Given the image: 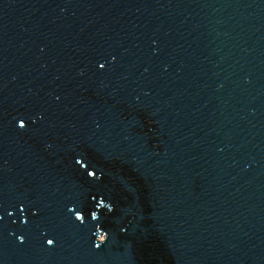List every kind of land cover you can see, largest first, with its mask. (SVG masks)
I'll use <instances>...</instances> for the list:
<instances>
[{"label": "water", "instance_id": "obj_1", "mask_svg": "<svg viewBox=\"0 0 264 264\" xmlns=\"http://www.w3.org/2000/svg\"><path fill=\"white\" fill-rule=\"evenodd\" d=\"M0 217V264H264V0H0Z\"/></svg>", "mask_w": 264, "mask_h": 264}, {"label": "snow or ice", "instance_id": "obj_2", "mask_svg": "<svg viewBox=\"0 0 264 264\" xmlns=\"http://www.w3.org/2000/svg\"><path fill=\"white\" fill-rule=\"evenodd\" d=\"M101 67H103V65H101ZM24 126V122L23 121H21V127H23ZM0 219H2V217H0ZM48 243L49 244H51L52 243V241H48Z\"/></svg>", "mask_w": 264, "mask_h": 264}]
</instances>
